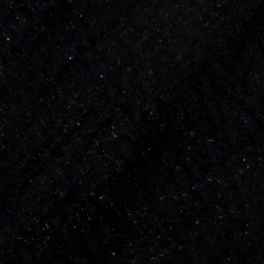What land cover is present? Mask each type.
Masks as SVG:
<instances>
[{
	"label": "water",
	"instance_id": "water-1",
	"mask_svg": "<svg viewBox=\"0 0 264 264\" xmlns=\"http://www.w3.org/2000/svg\"><path fill=\"white\" fill-rule=\"evenodd\" d=\"M0 264H264V0H0Z\"/></svg>",
	"mask_w": 264,
	"mask_h": 264
}]
</instances>
